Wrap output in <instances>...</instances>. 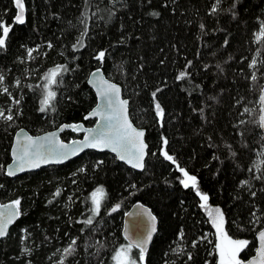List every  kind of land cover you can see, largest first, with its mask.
I'll return each mask as SVG.
<instances>
[{
  "label": "trees",
  "instance_id": "obj_1",
  "mask_svg": "<svg viewBox=\"0 0 264 264\" xmlns=\"http://www.w3.org/2000/svg\"><path fill=\"white\" fill-rule=\"evenodd\" d=\"M214 3L24 0L25 23L19 24L14 0H0V22L10 27L0 49V75L11 94L0 91V108L14 116L0 119V202L20 201L17 222L0 240V264H59L72 239L76 250L64 264H114V250L129 245L121 235L123 215L136 201L158 219L144 264H218L212 224L217 208L228 236L249 242L238 255L241 264L254 255L256 234L264 227V179L255 178L264 177V139L252 123L259 119L264 83V34L259 32L264 0H221L213 13ZM85 25L84 47L73 48ZM100 51L103 60L96 59ZM253 58L256 67L249 68ZM57 65L69 71L55 88V110L41 112L37 85ZM96 68L121 86L130 119L146 130L144 170H132L108 152L87 151L62 165L7 177L16 130L37 135L83 121L96 102L87 85ZM181 71L186 75L178 80ZM61 137L68 141L81 134L65 131ZM181 168L196 177V187L191 182L184 187ZM245 180L250 183L242 184ZM98 187L105 193L101 211L85 225ZM197 191L208 196L205 207Z\"/></svg>",
  "mask_w": 264,
  "mask_h": 264
},
{
  "label": "snow or ice",
  "instance_id": "obj_2",
  "mask_svg": "<svg viewBox=\"0 0 264 264\" xmlns=\"http://www.w3.org/2000/svg\"><path fill=\"white\" fill-rule=\"evenodd\" d=\"M220 2L221 0H216V3L212 5L211 11L213 13L218 11ZM14 5L18 9L17 14L14 16V22L19 24L25 23L24 0H14ZM232 7L235 8V4H233ZM153 15H158V13H153ZM201 28H204L203 24L201 25ZM0 30H2V34H0V49H2L6 45V39L8 38L10 27L4 22H0ZM87 32L88 28L87 25H85V28L83 31H81L80 36L77 37L76 44L73 45V48L84 47V37L87 35ZM259 32L260 34H264V21L260 23ZM225 43H227V41H225ZM48 47L51 48L52 45L49 44ZM32 51V49H29L28 51L29 58L32 57ZM104 57L105 52L100 51L96 56V59L103 60ZM256 64L257 61L255 58H253L252 62L249 64V68H255ZM217 67H219V65H217ZM67 71H69L68 67L57 65L54 68L48 69V71L41 78L44 83L37 85V87L42 89V98L40 100L39 109L41 112H45L49 108L55 110L54 101L57 98V92L55 88L63 82V73ZM92 75L99 77V87L97 88V94L101 98V104H98L97 108L94 109L90 115L99 117L97 123L100 126L97 129L87 130L84 140L73 141L72 147H69L57 139L55 133H51L49 136H45L43 138L38 137L36 139L25 136L24 142H18V146L13 148L12 154L16 168L13 170L12 166L9 165L7 175L12 176L16 171H24L26 168H38L42 163L46 164L52 162L53 160L57 163H60L63 160L68 159L69 156L75 155L77 151L82 150L85 147L100 149L110 148L113 152L117 153L120 160L126 161L133 168L144 167L143 161L145 156V148L147 147L143 140L145 133L144 131L133 127L132 123L129 121L127 114V105L129 101L121 98V88L119 86H117L115 83H110L103 77H100L99 68H97L96 71L92 73ZM185 75L186 73L181 71L177 76V79H182ZM251 79L253 81L257 79L255 72L252 73ZM4 80L5 77L0 75V91L11 95L8 93V88L4 86ZM91 82L92 81H90V83ZM157 91H159V89H157ZM155 95L156 93L154 92L153 97H155ZM14 102L19 104L18 100ZM258 103L260 104L259 110L261 115L259 116L258 120H254L252 123L256 124L261 131H264V92H262L260 95ZM155 107L157 116L162 117L163 110L161 109L160 104L157 103ZM252 111H254V109H244V112L248 114H251ZM0 119L12 121L14 116L11 109H9L6 113L4 109L0 108ZM85 119H88V117L86 116ZM65 127H72L73 130H76L79 126L65 125ZM262 139H264V137H262ZM45 142H47V144ZM163 143L166 145L168 141L165 139ZM228 147L231 148V145ZM162 154L164 155L165 159L170 161L173 160V157L166 151L162 152ZM233 155H235L234 152ZM79 171H84V169H80ZM180 171L185 177V179L181 180V183L184 185V187H189V182H191L193 187H196V177L189 175V173L183 168H181ZM249 171H252V169L250 168ZM255 178L264 179V177L261 176H256ZM241 183L249 184L250 181L245 180L241 181ZM59 194L60 191L57 189L56 195ZM197 195L200 196L201 201L205 202L201 204V207H205L208 196L201 194L199 191H197ZM251 195L255 196L256 193L253 192ZM104 196V189L99 187L91 193V215L84 221L85 225H91L93 218L100 213ZM69 199L71 200V197H69ZM19 205L20 201L16 200L13 202L12 207H16L18 209ZM119 207L120 205L117 204L112 208V211L115 212ZM215 212L217 215L212 219V224L217 232V243L215 247L219 251L218 264H241V261L238 259V255L248 246L249 242L244 239L230 238L224 231L223 214L219 208L215 209ZM19 214V211H15L6 218H0V237L5 235L8 225L12 223V218ZM145 214L149 217L151 226L147 233L146 239L138 242L135 245L139 249L138 257L131 254V248L133 247L131 244L127 246H120L114 250V254L111 256L114 264H144L145 253L147 251V242L151 240L152 233L156 232V218L149 212H146ZM209 215L212 214L209 213ZM252 215L257 217L255 222L259 223V217L257 214L252 213ZM180 236H183V232L180 233ZM258 241L259 261L257 262L256 260H253L251 261V264H264V227L258 230ZM76 244L77 240L72 239L69 245L63 249L62 259L60 260L59 264H64V259L75 252ZM193 247H196L195 242H193ZM188 259H192L191 254H189Z\"/></svg>",
  "mask_w": 264,
  "mask_h": 264
},
{
  "label": "water",
  "instance_id": "obj_3",
  "mask_svg": "<svg viewBox=\"0 0 264 264\" xmlns=\"http://www.w3.org/2000/svg\"><path fill=\"white\" fill-rule=\"evenodd\" d=\"M96 69H93L89 73V75L87 77V85L92 89V91H93V93H94V95L96 97V102H95V105L83 116V121L71 122V123H62V124H60L58 127H56L53 130H49V131H46V132H43V133H40V134H37V135H32L25 128H19L18 130H16V132L14 133V136H13V140H12V144H11L10 152H9L10 161L5 165V168H4V173H5V175L7 177L15 178V177H18V176L23 175L25 173L38 171V170H40L42 168H45V167H48V166L62 165L64 163H67L68 161H71V160H73L75 158H78L79 156H81L83 153H85L87 151H96V152H99V153L108 152V153L114 155V157L117 159V161L122 163V164H124L126 167H128V168H130L132 170H135V171H139V172L144 170L145 160H146L147 153H148V144L146 143L145 135L143 137V140H144V142H145L147 147L145 148V156H144V161H143L144 167L143 168H133L126 161L120 160L118 158L117 153L113 152L110 148L100 149V148H87V147H85L82 150L77 151V153L75 155L69 156L68 159L63 160L60 163H57V162H55L53 160L52 162H49V163H46V164L42 163L38 168H26L24 171H16L15 174L12 175V176L7 175V172L9 170V165L12 166L13 170H15V168H16V165L14 163V157H13V154H12L13 153V148L18 146V142L19 143H23L25 136H29V137H32L33 139H36L38 137L43 138L45 136H49V134H51V133H55L57 139H59L61 142H63L64 144L68 145L69 147H72L73 146L72 145L73 141H83L84 140V137L87 134V130H89V129H97L100 126L97 123V121L99 120V117L90 115L91 112L94 109L97 108V105L101 104V98L97 94V88L99 87V77H96V76L92 75V73H94L96 71ZM99 69H100V77H103L104 79L108 80L110 83H115L117 86H119L121 88V86L118 83L108 79L105 76V74L103 73L101 68H99ZM90 81H92V82L90 83ZM262 92H264V83H263L262 89L260 91L259 97L262 94ZM121 98L128 100L127 98L123 97L122 88H121ZM128 105H129V103H128ZM128 105H127V114H128L129 121L132 123L133 127L137 128L138 130L144 131V133L146 134V130L144 128L137 127L132 122V120L130 119ZM260 115H261V112L259 110V116ZM86 116L88 117V119H85ZM84 121H93V123L91 125H85ZM65 125H78L79 127L76 130H73L72 127H65ZM65 131H71L73 133L81 134V137L74 138V139H71V140H68V141L64 140V139H62L61 135ZM261 132H262V135L264 137V131H261ZM45 143L47 144V142H45ZM13 202H14L13 200L12 201H8V202H4V203L0 202V218H6L11 213H13L15 211H19V213H20L19 206H18V209L16 207H12ZM146 212L151 213V215L156 218L155 224H156V232H157L158 219L155 216V214L151 211V209L147 205L143 204L142 202H139V201L134 202L127 209V211L123 215L121 235H122V237H123V239L125 240L126 243L131 244L133 246V248H135L137 250H139V249L135 245L138 242L146 239L147 233L150 230V226H151V221H150L149 217L145 214ZM19 216H20V214L14 216L12 218V223H10L8 225L5 235L0 237V240L4 239L8 235L11 227L17 222ZM156 232L152 233L151 240H149L147 242V251H146V253L148 252V250L150 248L151 242H152L153 237L156 234ZM256 238H257V247H256V250H255V253L245 264H251V261H253V260H256L257 262L259 261V256H258V249H259L258 232L256 234Z\"/></svg>",
  "mask_w": 264,
  "mask_h": 264
},
{
  "label": "rangeland",
  "instance_id": "obj_4",
  "mask_svg": "<svg viewBox=\"0 0 264 264\" xmlns=\"http://www.w3.org/2000/svg\"><path fill=\"white\" fill-rule=\"evenodd\" d=\"M131 254H132L133 256H136V257H138V255H136V254H135V252H134L133 248H131Z\"/></svg>",
  "mask_w": 264,
  "mask_h": 264
}]
</instances>
